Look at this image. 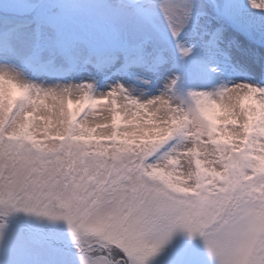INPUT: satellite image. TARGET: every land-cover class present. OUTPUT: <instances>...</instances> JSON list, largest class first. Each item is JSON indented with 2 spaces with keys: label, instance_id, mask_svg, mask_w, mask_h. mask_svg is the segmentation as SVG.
I'll return each instance as SVG.
<instances>
[{
  "label": "snow or ice",
  "instance_id": "1",
  "mask_svg": "<svg viewBox=\"0 0 264 264\" xmlns=\"http://www.w3.org/2000/svg\"><path fill=\"white\" fill-rule=\"evenodd\" d=\"M178 235L264 264V0H0V264H191Z\"/></svg>",
  "mask_w": 264,
  "mask_h": 264
},
{
  "label": "rangeland",
  "instance_id": "2",
  "mask_svg": "<svg viewBox=\"0 0 264 264\" xmlns=\"http://www.w3.org/2000/svg\"><path fill=\"white\" fill-rule=\"evenodd\" d=\"M47 103L51 105L52 101H48ZM42 112L43 110H41V112H38L37 117L41 115ZM85 114H87L88 116V122L90 126H94L95 123L107 122L105 120V117L110 118L111 115L109 105L107 104L98 105L95 110L90 107L85 108L84 112L80 113V115L78 116V122L83 121ZM42 127L43 122L39 119H36L34 121L33 131L36 133L38 139H43ZM177 173L182 174V169L177 168ZM172 251L177 254L178 259L190 261L191 264H216L214 259L208 254L199 239L189 240L186 236L178 235L174 239V246Z\"/></svg>",
  "mask_w": 264,
  "mask_h": 264
}]
</instances>
